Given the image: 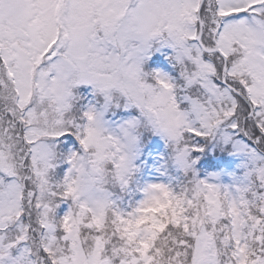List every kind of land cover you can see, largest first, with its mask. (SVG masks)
Returning a JSON list of instances; mask_svg holds the SVG:
<instances>
[{
  "label": "snow or ice",
  "instance_id": "6c2138e0",
  "mask_svg": "<svg viewBox=\"0 0 264 264\" xmlns=\"http://www.w3.org/2000/svg\"><path fill=\"white\" fill-rule=\"evenodd\" d=\"M0 264H264V0H0Z\"/></svg>",
  "mask_w": 264,
  "mask_h": 264
}]
</instances>
